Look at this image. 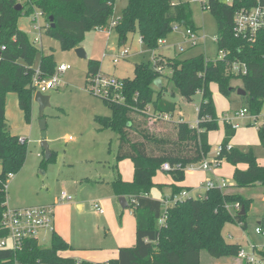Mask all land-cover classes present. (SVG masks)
I'll use <instances>...</instances> for the list:
<instances>
[{"label":"trees","instance_id":"trees-1","mask_svg":"<svg viewBox=\"0 0 264 264\" xmlns=\"http://www.w3.org/2000/svg\"><path fill=\"white\" fill-rule=\"evenodd\" d=\"M204 7L214 16L217 24V46L225 51V57L208 61L199 55L190 59L157 58L153 63L135 64L133 79H122L123 103L104 100L110 111L108 116H95L94 127L98 132H112L117 136L116 163L131 162V181H123L118 173L110 185L117 197L127 199V209L135 218V244L120 248L116 259L96 264H200V251H206L216 259L237 258L241 247L227 243L221 232L225 224H238L247 228V216L252 199L228 189H264V166L260 165L252 150L241 151L230 147L234 135L230 124L224 125L221 151L216 157L233 167V186L226 189H211L205 198H189L166 205V198H150V191L161 188L154 178L163 163L173 168L167 172L175 182L184 180L185 168L203 162L210 153L208 133L217 130L218 117L209 91V84H217L222 96L229 97L238 88L233 80H240L246 92L247 116L257 119L264 105V31L259 32L254 42L237 39L232 33L233 15L241 7H251L254 0H233L226 4L219 0H204ZM14 0H0V239L7 235L1 226L6 209V186L10 175H18L26 161L27 141H19L12 135L5 119V98L8 93L17 96L18 106L26 122L36 89L32 86L36 69L47 78L55 73L49 56L41 57L33 67L37 48L27 34L18 28L21 17L41 12L46 22L53 18L54 27L44 28L47 36L60 42L63 49L76 48L91 29L106 24L112 13L113 0H30L21 11L15 10ZM177 26L196 31L192 21L190 4L184 0H127L121 17L112 27L119 45L126 42L128 34H137L147 50L158 48ZM234 63L244 64L246 74L228 72ZM158 67L162 71H158ZM168 71L165 73L164 71ZM100 72V62L88 64L87 83ZM160 81L157 86L156 81ZM196 94L201 95L197 109L198 118L194 127L174 120L178 97L191 102ZM150 107L151 113L145 112ZM169 114L171 119H153V114ZM258 135L264 145V123ZM52 151L46 161H51ZM242 167L244 169H242ZM171 197L188 190L175 184L167 185ZM135 203H130V198ZM235 204L244 209V214L235 209ZM165 216V221L159 220ZM257 228L264 233V206L258 215ZM72 248L55 231L51 232L49 247L37 240H26L21 249L0 248V264H93L79 261L62 254ZM253 252L264 258V249L253 247Z\"/></svg>","mask_w":264,"mask_h":264},{"label":"rangeland","instance_id":"rangeland-1","mask_svg":"<svg viewBox=\"0 0 264 264\" xmlns=\"http://www.w3.org/2000/svg\"><path fill=\"white\" fill-rule=\"evenodd\" d=\"M184 1L190 4L192 11V21L196 29L195 44L192 45L187 37L186 28L177 26L163 39L164 43L158 44L155 50H147L137 34H128L126 42L119 45L118 36L112 24L121 17L127 0H113L112 13L106 24L88 31L76 48L63 49L59 41L47 36L44 32L46 20L41 15H37L34 20L32 16L21 17L18 20L19 29L26 33L29 39L33 40L38 37V42L35 43L37 53L33 67L37 68L41 57L49 56L55 66V76L58 77L59 86L45 93L50 97V106L44 110L43 114L46 121V142L49 151L53 154L51 161L48 162L41 147L38 105L33 102L30 120L26 122L24 113L18 106L16 94L6 95L7 127L12 135L27 141L28 149L21 172L7 182L6 205L10 209H20L45 205L54 200H57L59 205L69 203L70 213L64 217V223L69 226L70 242L74 248L79 249L78 254L89 248L95 249L99 244L95 235L97 226L102 225L105 217H103L104 214H96L93 209L94 204L97 203L100 207L103 205L106 209L104 202L110 198L118 220L122 212L129 211L121 208L109 184L111 176L116 171L114 166L117 165L115 160L118 146L117 136L109 131L99 133L95 130V116H108L110 111L102 98L89 91V83H87L89 61H99L100 72L103 75L133 79L135 64L153 63L160 57H178L180 60H186L202 55L208 61L219 59L217 24L211 12L204 7L205 1ZM35 13L39 12L35 11ZM180 47L183 48V52L179 51ZM78 48L85 52L86 59L78 57L75 52ZM122 50H127L128 54L118 64H113L112 57ZM61 64L68 65L69 69L59 74L56 68ZM232 65L228 72L234 73ZM164 72L168 73L166 69ZM231 84L234 88L242 87L240 80H233ZM209 91L218 117V128L208 133L211 150L205 160L211 161L210 158L217 154V149L224 137L225 121H227L237 126L229 146L241 151L252 150L258 163L264 166V145L258 135L263 121L264 105L257 119L249 115L241 117L239 112L245 104L243 97L235 93H231L229 97L222 96L217 84L213 82L209 84ZM173 100L177 103L173 119L178 120L182 117L187 124L194 127L197 123V109L201 102V95L196 94L191 102H183L178 97ZM130 163L128 160L119 163L123 176L127 171L124 169L125 165ZM201 164L202 162L188 166L186 170L188 182L194 184L190 189L192 198L195 199L197 194L200 198L206 197L209 191L206 186L207 180L210 179L208 177L213 178V181L223 178L228 185L233 184V167L229 164L223 161L217 167L213 162L206 170L202 169ZM190 173L192 174L188 175ZM169 177L161 171L157 173V178L162 181ZM63 193L70 200L62 202ZM168 193V189L162 192L157 189L150 191L152 199L155 200H163ZM251 197L256 204H264L262 192L253 191ZM77 202L83 205L82 210L75 207ZM258 206L255 205V207ZM251 213L253 211L250 212L249 209L246 230L238 224L227 223L221 235L225 242L238 244L249 257L253 256L255 262L252 264H264V258L253 253V247L264 249V236L256 232L257 220ZM105 227L108 229L107 225ZM102 235L104 236L103 232ZM50 236V232L41 233L39 242L43 247H49ZM107 241L104 239L102 242L107 245ZM199 257L200 264L226 263V261L224 263L221 262L222 260L211 257L206 251H200ZM231 259L239 261L238 264H244V261L238 257Z\"/></svg>","mask_w":264,"mask_h":264},{"label":"built area","instance_id":"built-area-1","mask_svg":"<svg viewBox=\"0 0 264 264\" xmlns=\"http://www.w3.org/2000/svg\"><path fill=\"white\" fill-rule=\"evenodd\" d=\"M16 5L27 6L30 4V0H14ZM226 4H231L233 0H219ZM255 4L251 7H241L234 12L233 15V24H232V33L233 36L237 39H243L248 42H254L259 32L264 31V0H254ZM39 12V11H38ZM37 15H41V12L35 13L32 15V20L37 17ZM49 25V22H46V28ZM115 23L112 24V27ZM38 28L37 26H34ZM177 27H174L175 30ZM98 29V28H97ZM40 30V28H39ZM187 37H189L192 45L195 44V32L188 29L186 31ZM32 43L38 42V37H35L31 40ZM164 43V40H159L158 44ZM180 52H183V48H179ZM128 54L127 50H122L120 53L114 57H112L113 64H118L121 60L125 58ZM220 57L222 59L225 57V51H219ZM234 73L245 75L246 74V66L240 63H234L232 65ZM69 69L68 65L61 64L56 68V72L61 74ZM158 71H162L161 67H158ZM58 77L55 76V73L51 77H41L40 72L36 69L35 74L32 80V86L36 89V92H40L44 94L48 90L55 89L59 86ZM89 83V91L97 97H100L106 101L112 103H123L124 97L122 94L124 82L122 79L114 77V76H106L102 73H98L96 76L91 77L88 81ZM145 112L151 113L150 107H145ZM241 117H245L247 115L246 109H241L239 112ZM153 119H160L163 121H169L171 116L169 114H153ZM225 123L230 124L233 129L237 126L232 125L225 121ZM264 123V115L263 121ZM71 139V137L69 138ZM25 139H20V142H24ZM217 154L213 155L211 161L213 160L215 166L219 167L221 161L217 160V156L221 151V146L217 149ZM209 160H204L201 164L202 169H208V166L211 163ZM173 168L180 169V166L171 167L168 163H163L160 167V171L169 172ZM187 168V167H186ZM185 168V169H186ZM13 176L10 175V178ZM206 186L208 190L211 189H226L228 184L224 179H220L218 181H213L211 178L207 180ZM192 198L189 196L188 192L182 191L181 193L174 195L173 197L166 198V205L171 202H175L178 200H184ZM200 198V197H197ZM70 200L66 196V194L61 195V201ZM130 203H135V199L130 198ZM235 209L240 211V205L235 204ZM94 211L98 214H103L104 210L99 204L93 205ZM165 221V216H163L159 222L163 223ZM54 224V211L52 206H33L28 208H20V209H10L6 207L2 214L1 226L7 232V235L0 239V248L2 249H11L12 251H18L21 249L23 243L26 240H40L42 232H52ZM256 232L262 234L258 228H256ZM9 242V244H8ZM254 253V252H253ZM255 254V253H254ZM253 254V255H254ZM238 258L244 261V264H252L255 262V258L253 256L249 257L243 249H240L238 252Z\"/></svg>","mask_w":264,"mask_h":264},{"label":"crops","instance_id":"crops-1","mask_svg":"<svg viewBox=\"0 0 264 264\" xmlns=\"http://www.w3.org/2000/svg\"><path fill=\"white\" fill-rule=\"evenodd\" d=\"M235 94H236V92H235ZM241 108H243V106ZM180 119H182V121H184L182 117H179L178 120H180ZM123 161H126V160H123ZM119 163L117 165V170H118V173H119L121 179L123 181H126V182L131 181L132 175H133L132 164L130 163L131 165L130 164L125 165L124 169H126L127 171L125 173V176H123L122 175L123 171L120 170ZM242 169H244V168L242 167ZM0 170H1V167H0ZM186 170H188V169L187 168L185 169L184 180L182 182L173 181V178L170 174H168L167 172L161 171V173L167 174L170 177L168 179L162 181L159 178H157V175H156L154 178V183L158 184V185H162L163 187L154 188V189H157L160 192H162L164 189H168L169 193H168V195L165 196V198H168L171 196V189L167 185L175 184L177 186L187 187L188 190H185V191L188 192V194L190 196V189H192L194 184L188 182V178L186 177V174H187ZM232 173H233V170H232ZM191 174L192 173H190L188 175H191ZM113 175L115 176V173H113ZM113 175L111 176V179L109 180V184H110L111 180L114 178ZM208 178H211V177H208ZM211 179L213 180V178H211ZM221 179H223V178H221ZM218 180H220V179H216L214 181H218ZM228 186L231 187V186H233V184L228 185ZM228 190L231 192L240 193V194L244 195L245 197L252 199V203L250 205V212L253 211V213H251V214L258 221V215L261 213V210H262L264 204L263 203L262 204H256L255 202H253V198L251 196H252L253 191L262 192L264 194V189H254L251 191V190H247V189H239V190L237 189L236 190V189L230 188ZM113 196L115 198L119 199V197H117L114 194V191H113ZM149 196H150V198H152L151 194H149ZM199 196L200 195L197 194L196 198ZM110 197L112 198V196H110ZM107 202L109 203V205L107 204ZM118 203H119V201H118ZM104 204L106 205V209L103 205L101 207L104 210V212H103L104 216L103 217H105V221L102 223L101 226H97V232L95 235V239L99 243L97 245L100 247L96 246L98 248L95 247V249L89 248V250H84L80 254H78L79 249L74 248L71 245V242H70L71 241V236H70L71 233L69 230V226L64 223V217H67V215H69V213H70L69 203L59 205L57 200H54L53 202H50L48 204L41 205V206H52L53 207V211H54L53 229H54V231L58 235H60L72 248H74V250H72V251H67V252L63 253L62 255L64 257H71V258L77 259L79 261H86L89 263H106L109 260L116 259L117 254H118V250L120 248H129L135 244V218L131 214V212L130 211H128V212L125 211V213L122 212L120 217H119V220H118L117 212H115V208H114L113 204L111 203L110 198H108L104 202ZM255 205H259V206L255 207ZM75 207L79 208V210H82L83 205L81 204V202L80 203L77 202V203H75ZM123 210H125V209H123ZM96 214L97 215H103V214H98L97 212H96ZM106 225L108 226V229H106V227H105ZM102 232L104 233V236L102 235ZM102 237H103V239H102ZM104 239L108 240L107 245H105V243L102 242ZM219 260H222L221 262H224V263L226 261L225 264H236V263L238 264V262H239V261H237L235 259H231V258H222ZM233 261H235V262H233ZM217 264H223V263L218 262Z\"/></svg>","mask_w":264,"mask_h":264},{"label":"water","instance_id":"water-1","mask_svg":"<svg viewBox=\"0 0 264 264\" xmlns=\"http://www.w3.org/2000/svg\"><path fill=\"white\" fill-rule=\"evenodd\" d=\"M15 10L16 11H21L22 10V6L21 5H16L15 6ZM49 23H50V26L51 27H54V24H53V18L50 17L48 19ZM76 54L78 55V57L82 58V59H86V54L85 52L78 48L76 49ZM156 84L157 86H160V81H156ZM236 94L240 97H245L246 96V92L241 89V88H238L236 90ZM33 102H35L37 105H38V109H39V129L41 131V147L43 148L44 152H45V158L48 159L49 156H50V151H49V147H48V144L46 142V121L44 119V110L46 108H48L50 106V97L48 95H44V94H41L40 92H36L35 95H34V99H33ZM119 201V204L121 206L122 209H127V199L125 197H120L118 199ZM244 214V209L241 208L240 210V215H243Z\"/></svg>","mask_w":264,"mask_h":264}]
</instances>
